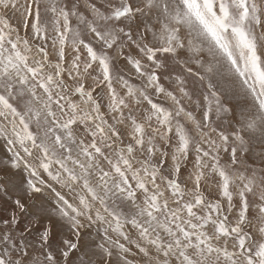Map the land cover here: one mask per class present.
<instances>
[{
    "label": "snow or ice",
    "instance_id": "1",
    "mask_svg": "<svg viewBox=\"0 0 264 264\" xmlns=\"http://www.w3.org/2000/svg\"><path fill=\"white\" fill-rule=\"evenodd\" d=\"M0 264H264V0H0Z\"/></svg>",
    "mask_w": 264,
    "mask_h": 264
}]
</instances>
